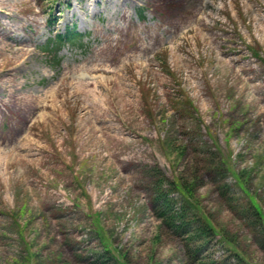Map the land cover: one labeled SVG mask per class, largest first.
Here are the masks:
<instances>
[{
    "label": "rangeland",
    "instance_id": "374dc122",
    "mask_svg": "<svg viewBox=\"0 0 264 264\" xmlns=\"http://www.w3.org/2000/svg\"><path fill=\"white\" fill-rule=\"evenodd\" d=\"M5 1L0 39L32 50L22 91L58 95L35 114L47 119L23 129L20 148L0 139V264H93L107 250L130 264H194L187 249L197 246L204 264H264V0ZM204 2L190 28L159 32L155 53L122 67L135 104L119 107L111 73L85 77L88 101L73 93L119 26H132L130 47L144 29L190 21ZM31 14L38 25L24 21ZM68 29L79 39L56 55L48 45ZM2 110L7 138L20 117ZM159 187L173 199L172 224L151 204ZM205 225L215 233L204 243Z\"/></svg>",
    "mask_w": 264,
    "mask_h": 264
},
{
    "label": "bare ground",
    "instance_id": "6f19581e",
    "mask_svg": "<svg viewBox=\"0 0 264 264\" xmlns=\"http://www.w3.org/2000/svg\"><path fill=\"white\" fill-rule=\"evenodd\" d=\"M21 0H6L3 2L4 4H10L13 6L17 4ZM210 7V3L203 4L199 8L193 10V16L190 21L178 22L177 24L171 22L172 26L165 27L159 26L154 32H149L147 29L145 30V34H138L133 38L136 39V42L127 47V41L129 38V30L132 28L130 24H124V26H119L117 30V34L115 36H107L101 40V43L93 49L92 56L89 59L90 63H86L81 68L79 72H81L80 76L76 81H72V88L74 94H81L83 95L87 101L88 96L91 94L92 91L95 90L89 89L90 83L87 82L85 78L87 75H94L99 72L103 73H111L112 80L115 84L119 83L121 86L116 90V95L119 96V107L124 108L127 105L135 104L136 101L133 99H126V96H129V91L125 85L122 84L123 78L120 75V71L122 67L130 63H135L136 65H140L143 60L149 56V53H155L156 48L158 45L164 43V39L160 37V33H166L174 37H178L180 33L184 29H188L191 27L198 16V13L202 11L203 8ZM31 17L24 18V21H30L38 25V21L36 19L37 14H31ZM207 18H212L210 15H207ZM200 21V19H197ZM204 25L207 24L206 22H202ZM32 55V50L27 45V41L21 40V42H8L5 38L0 39V58H2V65L0 67V88L3 94H5L4 99H0V116L3 117L5 114L2 109H5L8 112H15L19 114L20 119L16 122H12V126L15 128V134H11L7 138L4 139L2 143H7L8 146L11 142L14 141V150L20 148L21 140L27 139L24 135H21L23 129L30 124L29 126H33L35 122L39 120H44L47 115L44 114L41 118L37 120L35 118V114L38 110L42 108H46V100L51 95L56 97L58 95L57 87L53 89V91L47 92L44 95H36L30 92L22 91L25 87V83L19 80L18 73L21 72L22 66L27 62V59ZM11 58L13 60L14 66L12 69L5 71L4 68L7 65V59ZM149 60V59H148ZM118 62H123L120 67H113V65L117 64ZM73 73V70L69 69L67 72L63 74V79L68 77L70 74ZM98 84V82H95ZM103 85V83H100ZM98 84V85H100ZM93 92V93H94ZM50 93V94H49ZM87 104V102H86ZM106 108L104 111L99 113L96 118L97 119H104L107 117L108 111L110 110L109 102H105ZM3 106V108L1 107ZM2 108V109H1ZM18 142V143H17ZM17 143V144H16ZM17 145V146H16ZM1 168V167H0ZM1 171V169H0Z\"/></svg>",
    "mask_w": 264,
    "mask_h": 264
},
{
    "label": "trees",
    "instance_id": "16d2710c",
    "mask_svg": "<svg viewBox=\"0 0 264 264\" xmlns=\"http://www.w3.org/2000/svg\"><path fill=\"white\" fill-rule=\"evenodd\" d=\"M79 36L80 35L78 33L70 29L66 33L56 34L55 39H52L48 46H53V47L56 46L55 54L57 55L58 51L61 49L62 45L65 42L73 41L74 43H76L77 40L79 39ZM180 188L182 189L183 192H185L186 186L183 187L180 184ZM189 192H190L189 189H187L186 193H189ZM151 204L154 206V209L159 212L161 218H166L165 219L166 222H168L169 224H172V222L175 220V216L170 215V218H169L167 216L168 214L167 212L171 210V207H173L174 202H173V199H171L169 195L165 193L161 187H159L158 190H156ZM258 213L261 216H263L262 212L258 211ZM180 224L182 228L186 223L184 222ZM197 232L200 233L199 236L202 242L204 243L208 241L209 232L215 233L214 228L211 225H205L201 227L200 231L198 230ZM199 251H200L199 246H197L194 249H190V247L187 249L188 258L191 262H194V264H204V262L201 261V259L199 258ZM122 256H121L122 260H120L118 257L113 256L110 250H107L104 256L98 255L97 261L93 264H98L99 260L101 259H102V263L100 264H130L126 259V256L125 255H122Z\"/></svg>",
    "mask_w": 264,
    "mask_h": 264
}]
</instances>
